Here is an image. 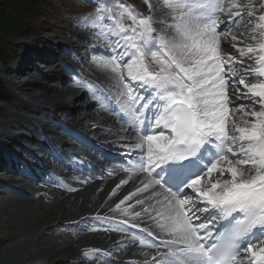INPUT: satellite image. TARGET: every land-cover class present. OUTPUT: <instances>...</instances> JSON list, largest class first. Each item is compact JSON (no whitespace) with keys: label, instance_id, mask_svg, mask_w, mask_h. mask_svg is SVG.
<instances>
[{"label":"snow or ice","instance_id":"snow-or-ice-1","mask_svg":"<svg viewBox=\"0 0 264 264\" xmlns=\"http://www.w3.org/2000/svg\"><path fill=\"white\" fill-rule=\"evenodd\" d=\"M149 8L147 16L120 3L98 8V21L115 39L110 58L97 62L132 82L124 84V115L138 132L129 155H140L125 170L146 173L144 188L162 190L154 227L170 239L161 241L167 251L152 264L161 256L164 264H264V240L253 244L264 237V2L258 16L252 0H159ZM158 12L165 13L160 20ZM221 14L229 19L217 20ZM168 19V30L158 31ZM247 24L246 32H232ZM229 35L239 56L254 61L245 71L236 70L243 59L221 52ZM230 84L231 95L250 98L259 110L230 109Z\"/></svg>","mask_w":264,"mask_h":264},{"label":"bare ground","instance_id":"bare-ground-1","mask_svg":"<svg viewBox=\"0 0 264 264\" xmlns=\"http://www.w3.org/2000/svg\"><path fill=\"white\" fill-rule=\"evenodd\" d=\"M242 2L247 4L248 0H242ZM258 2H264V0H252V6L256 9H258ZM132 5H134L136 9H143L139 4L132 3ZM158 14L165 15V13L161 12H158ZM142 15H144V13H142ZM256 15L258 16L257 12ZM226 18H228L226 14H221L216 17L219 21H227ZM156 19L160 20L158 17H156ZM242 19L246 21L244 17H242ZM125 22L129 21L126 19ZM158 25L159 23L156 24V27ZM223 27L224 25H221L219 31H222ZM251 27L252 26L249 24L239 25L235 31L232 29V32L237 34L243 33ZM157 30L159 31L161 29ZM167 30L165 29L164 31ZM221 52L225 56L230 55L237 57V59L244 60V67L237 65L236 70L242 69L245 71L247 66L254 65L253 60H249L247 57L241 58L239 56V53L232 46L230 35L228 39L222 38ZM50 58L52 59L47 61V59ZM50 58L45 60L46 64H49L54 60L53 57ZM43 59L44 57L36 58V60ZM64 61H68V58L67 60H58L60 67L56 65L57 68L51 73L44 70H38V76H40L41 79L36 77L29 78L24 80L22 84L16 80L8 82L17 87L16 90L18 92L20 91L25 95H29L31 92L29 89L24 88L29 85L35 87L36 91L39 93L34 92L33 99L26 100L28 102L27 105L29 106V111L34 113L33 116L18 115L13 113L8 106L0 105L1 111H3L2 118L0 119V132L3 134L2 138L13 136V131L11 129L14 128L12 127H21L22 129L27 128L30 136L33 137L35 133H40L41 130L45 131L50 126V121L52 119L55 124H60L61 121L60 118H58V113L52 114V111L56 108L59 110L60 108L66 107L69 103L74 102V110L66 124V128L68 131H72L75 136L83 137L85 142L92 143L93 150H85L82 145H79V147L82 148V152H72L73 140L71 134L73 133L63 135L57 132H46L49 137L46 141H51L55 147L52 159L46 166V169L49 171L48 174L62 184H70V187L66 189L67 192H64V201H59V204L54 203L53 206H50L42 202L35 203L34 201L35 206L38 205L37 207H40L38 214L43 210L48 212V218L40 219V221L56 219V222L51 227L64 225L68 228H72L74 224H80L76 223L77 221L83 222V220L88 218H102L105 224L115 221L119 224L116 228L120 229V227L123 226L128 232H103L92 230L95 228L91 227L85 231L86 233H78L74 238L60 236V239L66 246H71L67 248L72 249L74 252H82L81 257L74 259L84 257V252L86 250H93L94 252L89 253L88 256L90 257V260H88L89 264H92L96 254L102 253L106 255L110 253L113 254V256L109 255L106 259L107 262L103 264H110L109 261H114L116 264H120L124 260L127 262H138L139 259L142 260L141 264H146L150 259V257H146L148 250L137 243V238V241L133 240L131 230L136 232L137 228L143 227L144 229L155 231L164 239H170V237L165 234L159 233V230L154 227L157 219L156 212L162 210V207H154L160 201L159 194L161 189L158 186L149 187L147 189L144 188V185L148 183L149 179L147 174L122 173L116 166L117 159L115 156L110 159L113 162L112 167L110 168L109 165L105 164V161L110 158L107 155L108 151H104L101 154L104 157V161L98 162L94 165L91 162L93 153L98 151L97 144L105 145V148L108 150L114 149L116 151H123V149H121L122 146L128 147L130 150V147L134 146V143L136 142L138 135L133 133V128L130 127L131 121L129 120L130 122L127 125L123 119H118L115 112L109 109V105L123 110L127 107L126 89L124 87L125 83L122 79L119 81L121 74L109 70L105 64L98 63V60L95 58L91 57V59H87L84 65L88 74H80V72L77 71V66H70V63L65 64ZM126 62L127 61L125 60L124 63ZM34 64H32L30 68L35 69ZM65 66H70V71L66 74L63 72L65 71ZM0 71L11 72L13 75L15 74V70L12 71L10 68H3ZM74 74L78 76L79 81L75 79ZM123 75L126 83H132L128 80L126 73H123ZM43 79L53 80L55 82L63 80V85L59 88L58 85L53 86L55 82L46 83ZM111 82L114 84L111 85ZM247 82L255 83L257 81L251 79ZM89 83L95 84L98 88H89V86H87ZM238 87L241 92L245 91L243 86L238 85ZM54 91L56 92L55 95L51 96ZM228 91L230 93V109L239 108L243 105V107L249 111L253 109L259 110V105L251 101L250 98L243 95L239 97L231 95V93L236 92V88L231 84L229 85ZM115 121H119V123H115ZM5 125H8L9 128H5ZM62 137H64V141H62ZM133 137L135 138L132 139ZM24 151L28 153L27 150ZM109 154L112 155L111 153ZM139 155L140 153L136 152L133 160H137ZM67 156L74 158L76 162H71ZM61 158H65L69 162L70 167H66ZM100 171H103V177L100 176ZM223 178H229L227 172H225ZM10 179L15 180L14 175ZM121 181L127 182L121 184ZM118 185L119 187H117ZM47 186L53 190H61L59 187L54 188L50 185ZM17 187L16 190H12L11 192L25 194L26 197L18 201H21V203H23L22 205L27 208L30 206L29 203H32L31 199L27 197V194L37 191L38 188L41 187V184L38 186L24 184L18 185ZM5 189L6 188H1V192H6L7 190ZM137 189H142V191L137 192ZM114 190L115 194H113ZM132 193H135V195L131 196L129 200H124L126 196H129ZM57 197H59L58 194ZM137 200L141 201V203L137 204ZM121 201H124V203L120 205V208H117L116 205L120 204ZM202 206L203 205H201V207ZM53 208L55 209L54 212H52ZM146 208H152L154 210L151 212H144V209ZM57 210H59L58 213L56 212ZM125 210H127V212H125ZM135 213H142V215L137 217L134 215ZM133 224L137 225V227H132ZM36 225L39 226L40 223H37ZM44 232L45 229L39 228L36 232L30 235L29 238L19 240L5 250H2L0 255L6 257L9 262L14 264H52L48 256L42 252L41 245L43 244L39 238L44 235ZM80 235L84 238L80 239ZM121 242L123 244L120 246L119 244ZM29 243H34L36 252L21 254V250ZM101 246L105 247L100 248ZM108 248L109 250H107ZM46 254L49 253L46 251ZM50 254L53 256L54 251ZM50 254L49 257L51 256ZM114 255H117V257H114Z\"/></svg>","mask_w":264,"mask_h":264},{"label":"rangeland","instance_id":"rangeland-1","mask_svg":"<svg viewBox=\"0 0 264 264\" xmlns=\"http://www.w3.org/2000/svg\"><path fill=\"white\" fill-rule=\"evenodd\" d=\"M50 2H51V9H49L46 12L47 14L46 17L48 19L44 20L46 17H42V18H37L35 21H32V25L30 28L31 34L28 37L23 38L21 40H16L15 38L9 37L8 35H3V37L6 38V42L8 44V47L11 49V51L7 52V56L6 55L2 56L0 60V70L3 68L4 69L10 68L12 71L15 70V73L16 71L20 73L19 70L13 68L16 66L15 63L16 61L14 60V58L16 57L22 58L25 56L24 57L25 59L27 57H31V53L29 51L30 49L33 48L37 53L32 51V53H35V57H31L26 60L25 62L27 64L26 68L28 69H25V71L21 73L20 77H24L26 75V78L29 79V76L33 74L30 77L33 78L35 75L34 73L38 75V70H44L47 72L48 70L54 68L52 70L53 72L57 68L56 65L60 67V65L58 64V60H65V59L67 60V58L68 61L66 62L64 61L65 64L70 63L69 61H72V63L75 62L76 65L79 66L77 67L78 72H80L81 74H88V71L84 66L87 57L90 58L92 57L97 59L103 57L104 59H109L112 54V46L110 43L112 42L113 39L109 34H107L106 25L102 27L101 22L98 21L97 19L98 8L105 6L111 7L112 5L120 2L121 5L124 4L125 2L126 5H131L132 3H135L143 7L145 11L142 8H140V11L144 13L143 16H147L150 12L149 4L153 5L154 7H158L159 5V0H147V2L146 0H50ZM137 10L139 11V9ZM117 11H118L117 9L113 8V12H117ZM163 16L164 15H159L158 13H156V17L160 19ZM171 23L172 20L168 19L167 22L164 24L159 23V25L156 28L161 30H165V29L167 30L166 24H171ZM9 42L11 43V45L9 44ZM17 43H22V45H17ZM68 43H70V46L72 47L76 45V47L74 48H70V47L65 48L71 50L72 53L62 48L65 51V54H62L60 49L59 50L56 49V45L63 47L65 46V44ZM94 44H96V47H93ZM14 48L17 49L14 50ZM78 48H80L82 51L81 53L76 54L77 53L76 50ZM103 48L104 51L102 50ZM96 49L99 50L98 54L96 55L92 54V51ZM55 52L56 54L57 52H60L61 54L59 55L60 58H58L59 56L54 57L53 53ZM105 53L106 55H104ZM52 56L54 57L53 60L54 62H50L49 64H46L45 60ZM39 57L41 58L44 57V59L36 60V58L38 59ZM77 57L83 58L84 61H78ZM32 64L35 65V69L30 68ZM107 68L111 70L109 66H107ZM64 72L67 73V71ZM0 73L12 74L11 72H6V71H2V72L0 71ZM17 77L19 76H15L11 80H16L17 82L20 83L21 78H17ZM76 77L77 76L75 75V78ZM36 78L41 79L40 76ZM24 80H22V83ZM43 80H45L46 83H49V81L55 82L53 80H46V79ZM119 81H121V77L119 78ZM123 82L126 83L124 79ZM110 84L112 85L114 83L111 82ZM56 85L60 86V81L55 82L53 86ZM89 85L96 87V85L93 83H89ZM24 88L29 89L31 91L30 92L31 95L30 94L25 95L20 91H19L20 93L17 91L18 94H21L29 99L31 98V100L33 99L34 92L39 93L36 91V88L31 85ZM55 93H56L55 91L52 92L51 96H54ZM16 100H17L16 98H13L10 100V102L6 103L8 108H10V110L13 113L15 114L18 113V115L21 114L23 116H27V115L33 116L34 113L29 111L28 105L26 107H22L21 109H17L15 105H12L15 104ZM71 103L75 104L74 102ZM245 106H249V105H245ZM2 115L0 119L2 118ZM4 127L7 129L9 128L8 125H5ZM12 176L13 175H8L7 177L10 179ZM1 178L4 180V177ZM1 178H0V185L4 186L6 184V181L4 180V182L3 181L1 182ZM65 190L66 189H62L60 191L53 190L47 185H45L42 188L39 187L37 191L32 192L31 194H27V197L32 201V203L31 202L29 203L30 206H28L27 208L26 206L22 205L23 203H21V201H18L26 197L25 194L18 192L12 193L7 191L4 193L0 192V253L2 250H5L7 247L13 245L15 242L29 238L30 235H32L34 232H36V230L41 228V229H45L44 235L40 236L39 238L43 244L41 245L42 252L45 253L46 256H48L52 264H89L87 261L88 258L90 259V257L74 259L77 257H81L82 252L79 251L74 252L72 249L67 248L71 246L70 245L66 246L65 243L60 239V236L67 238L76 237V235H73L72 233L75 232L73 229L75 227L74 225L77 226V224H74L73 225L74 227L72 228H68L64 225H57L51 227L56 222V219L53 220L46 219L40 221V219L48 218V212L46 210H43L38 214V212L40 211V207H37L38 205L35 206L36 202H42L50 206H53L54 203L59 204V201L63 202L65 199L64 192H67V190L66 191ZM57 194L59 197H57ZM54 211L55 209L53 208L52 212ZM56 212L58 213L59 210H57ZM89 220L90 219L88 218L83 220V222L77 221L76 223L83 224V223H87V221ZM37 223H40V225L37 226L36 225ZM57 234L59 235L56 236ZM79 238L83 239L84 237L80 235ZM122 244L123 243L121 242L119 245L121 246ZM104 247L105 246H101L100 248H104ZM107 250H109V248ZM46 251L49 254L54 251V255L52 256L50 254L51 256L49 257V254H46ZM35 252L36 250L34 247V243L27 244L21 250V254L35 253ZM64 252L68 254H65ZM110 254L111 256H113L112 253ZM97 255L99 254H96V256ZM93 263L102 264L103 261L101 260V258H99V256H97L95 259H93ZM0 264H14V263L9 262V260L6 257L0 255Z\"/></svg>","mask_w":264,"mask_h":264},{"label":"trees","instance_id":"trees-1","mask_svg":"<svg viewBox=\"0 0 264 264\" xmlns=\"http://www.w3.org/2000/svg\"><path fill=\"white\" fill-rule=\"evenodd\" d=\"M50 0H0V59L11 51L3 35L16 40L29 36L32 21L46 17ZM47 17L44 19L46 20ZM11 45V43L9 42ZM14 50H16L14 48ZM7 99V93L0 81V100Z\"/></svg>","mask_w":264,"mask_h":264}]
</instances>
